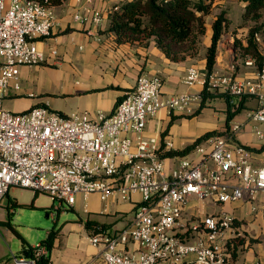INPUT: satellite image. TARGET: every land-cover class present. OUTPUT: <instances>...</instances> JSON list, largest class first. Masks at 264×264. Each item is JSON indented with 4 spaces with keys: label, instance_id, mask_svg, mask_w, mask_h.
Returning a JSON list of instances; mask_svg holds the SVG:
<instances>
[{
    "label": "built area",
    "instance_id": "1",
    "mask_svg": "<svg viewBox=\"0 0 264 264\" xmlns=\"http://www.w3.org/2000/svg\"><path fill=\"white\" fill-rule=\"evenodd\" d=\"M83 9L78 8L75 19L87 20ZM102 18V11L95 10L93 21L99 24ZM55 25L54 12L41 0H0V203L14 186L48 192L59 200L57 209L74 206L79 196L87 200L92 193L107 200L116 194L130 199L140 192L142 199L124 229L90 235L93 245H104V264H190V256L194 264L230 263L234 241L243 236L234 214H194L200 219L189 222L188 205L194 198L196 207H219L246 193H264V161L255 165L250 149L240 141L249 123L253 133L264 138V58L261 64L251 56L239 61L256 69L255 76L244 79L236 76V59L222 75L196 65L187 69L188 87L208 85L227 92L232 105L244 97L256 98L257 105L246 112L245 122L232 120L224 132L195 147L196 157L181 156L168 169L162 155L174 144L145 136L148 118L162 109L191 113L202 94L167 96L158 74H140L111 113L101 110L95 118L64 115L43 105L22 112L5 108L9 87H21L20 67L46 60L37 39L50 35ZM129 243L136 245L134 250L125 249ZM46 253L38 244L35 257Z\"/></svg>",
    "mask_w": 264,
    "mask_h": 264
},
{
    "label": "crops",
    "instance_id": "2",
    "mask_svg": "<svg viewBox=\"0 0 264 264\" xmlns=\"http://www.w3.org/2000/svg\"><path fill=\"white\" fill-rule=\"evenodd\" d=\"M127 1L129 0H61L50 5L56 16V25L50 35L37 39L38 47L49 56L39 64L22 65L20 79L22 76L28 77L33 66L54 68L57 72L65 70L60 74H65L66 77L65 90L73 91L71 94L74 97V104L70 112L55 110L48 101L44 103L41 100L36 105L45 104L43 106L64 115L81 113L95 118L101 110L111 113L119 96L135 87L140 74L160 75L163 79V92L167 96L182 92L201 95L203 91L201 86L188 87L184 79L190 66L196 65L206 71V54L211 43L212 23L221 12L231 20V24L218 42L214 74L222 75L228 72L236 59L238 64L235 73L238 79L255 76L256 69L239 63L241 58H236L235 54L236 38L246 36L251 25L250 23L241 25L245 7L243 0H212V10L206 15V21L210 19L211 27H207L205 33V50L196 56L187 55L179 60L167 57L157 46L154 37L126 43L117 42L115 35L108 31L109 16L115 6L119 7ZM79 7L85 8L82 14L87 18L86 21L75 19L74 14ZM95 10H101L103 13L99 24L93 21ZM53 49L57 54L52 53ZM260 49L264 54L261 46ZM8 96L31 98L36 97V94L22 87L16 89L10 86L4 100ZM214 101L216 102L213 105ZM201 103L202 97L197 98L193 102L191 113L169 112L162 109L148 118L144 135L158 136L162 141L170 140L174 144L170 151H182L209 131L224 132L227 128L226 99L217 96L208 98L205 106H201ZM256 105V98L247 97L245 107L232 120L245 122L246 112ZM262 128L264 129V124ZM240 141L250 149L254 164L260 165L264 161V138L260 139L253 133L251 123L240 133ZM203 142L205 140L201 143ZM194 150L195 148L183 155L165 157L167 168L170 169L181 156L196 157ZM140 199H142L140 192H133L130 199H122L116 194L107 200H102L98 193H92L87 200L79 196L76 204L79 202L83 204L87 219L106 224V231L117 232L132 221L135 204ZM197 203L196 199L191 200L188 205L189 215L224 210L236 217L243 233L241 237L244 238V245L234 253L228 264H264L263 192L253 195L246 193L242 199L223 203L219 207L209 203L196 207ZM120 222L123 224L121 228L118 227ZM7 223L9 221L5 218L0 219V227L6 226ZM103 247V244L99 246L91 244L90 238L81 242L63 239L60 231L51 251L52 264H104L100 255ZM124 247L132 251L136 245L129 243ZM16 258L31 261L24 264H35L31 258H25L24 255ZM3 259L4 256L0 254V260ZM193 259V256L188 257L190 264H194Z\"/></svg>",
    "mask_w": 264,
    "mask_h": 264
},
{
    "label": "trees",
    "instance_id": "3",
    "mask_svg": "<svg viewBox=\"0 0 264 264\" xmlns=\"http://www.w3.org/2000/svg\"><path fill=\"white\" fill-rule=\"evenodd\" d=\"M46 5L58 3L61 0H41ZM243 23H250L246 36L236 38V58L251 56L258 64H261L264 54L261 52L260 34L264 33V0H243ZM212 10V0H129L110 13V25L108 31L112 32L118 43L133 42L154 37L157 46L173 60L185 58L187 55L195 56L200 39L207 31L206 15ZM231 20L221 12L212 23L211 43L207 48L206 70L208 74L214 71L218 42L222 34L227 31ZM264 38V36H263ZM224 97L227 101V125L244 107L247 97H244L239 105L230 103L231 96L220 90L212 91L208 85L202 91L201 106H205L208 98ZM123 95L119 96L120 100ZM117 100V101H118ZM117 103V102H116ZM45 105V104H43ZM217 131H209L199 137L194 143L188 145L182 151H167L162 156L172 157L190 152L203 140L217 134ZM37 194V192H36ZM91 233H100L106 230L107 225L97 220L88 218L85 222ZM60 235V230L52 229L48 237L40 245L47 249L46 254L35 257L36 246L24 247L25 258L35 259V264H52L51 251L55 241ZM244 245V238L239 237L234 241V253Z\"/></svg>",
    "mask_w": 264,
    "mask_h": 264
},
{
    "label": "rangeland",
    "instance_id": "4",
    "mask_svg": "<svg viewBox=\"0 0 264 264\" xmlns=\"http://www.w3.org/2000/svg\"><path fill=\"white\" fill-rule=\"evenodd\" d=\"M209 20L206 21L208 28L211 27ZM263 36L264 33L260 34V46L264 50ZM202 50H205V35L200 39L196 55ZM46 56L47 59L49 54ZM64 71L57 72L54 68L33 66L30 68L28 77H21L20 83L22 88L33 91L36 97L8 96L4 100L5 108L22 112L42 100L44 103L47 101L51 103L55 110L70 112L73 109L74 97L71 94L72 90H65L66 77L65 74H60ZM215 102L212 104L214 105ZM226 126L229 128L227 123ZM80 204L81 202L75 206L64 204L57 209L59 200L48 192L41 190L36 194V191L31 188L12 187L0 203V219L5 218L9 221L6 226L0 227V254L4 256L0 264H16L15 257L23 255L25 246L38 245L48 237L52 229L60 230L63 239L88 241L90 231L85 225L87 213L84 211L83 204L79 207ZM47 214L50 216L47 217ZM190 218L189 222H192V219H200L196 215H189L188 219ZM122 226L120 222L118 227Z\"/></svg>",
    "mask_w": 264,
    "mask_h": 264
},
{
    "label": "water",
    "instance_id": "5",
    "mask_svg": "<svg viewBox=\"0 0 264 264\" xmlns=\"http://www.w3.org/2000/svg\"><path fill=\"white\" fill-rule=\"evenodd\" d=\"M46 216H47V217H49L50 215H49V214H47ZM54 227H55V226H54ZM26 261H28V262H31L30 260H26Z\"/></svg>",
    "mask_w": 264,
    "mask_h": 264
}]
</instances>
